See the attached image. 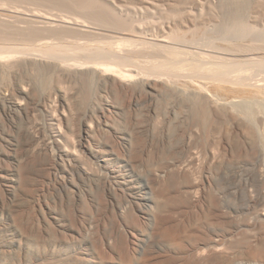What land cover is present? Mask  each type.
<instances>
[{
    "label": "bare ground",
    "instance_id": "obj_1",
    "mask_svg": "<svg viewBox=\"0 0 264 264\" xmlns=\"http://www.w3.org/2000/svg\"><path fill=\"white\" fill-rule=\"evenodd\" d=\"M108 1L120 17L129 16L137 21L140 18H159L157 8L160 5L155 1L141 3L139 7L127 6L123 0ZM32 19L42 20L51 28L77 25L82 37L77 40L71 39L72 36L55 37L41 44L23 39L11 40L6 52L0 53V75H17L25 67L37 66L60 81H87L114 96L130 94L146 99L169 96L179 104L200 108L199 117L208 126L204 129L206 136L216 134L215 123L219 117L224 116L231 122L230 129L211 142L212 151L205 159L213 164L214 161L221 162V159L234 161L231 164L235 165L232 171L233 192L230 189V193H234L238 202L233 201V208L227 211L221 203L223 190L213 197L210 184L205 187L204 181L201 182L209 165L205 166L202 163L204 157L198 154L195 155L200 157L199 161L202 158L200 165L205 168L200 167L205 173L201 174L200 182H194L198 176H191L194 175L190 172L192 163L197 160L191 150L192 138L196 135L192 137L191 133L188 139L185 138L186 144L183 142L187 150L185 162L154 168L145 175L140 172L141 165L137 161L141 156L137 157L138 151L143 153L145 149L139 141L140 131L130 136L123 134L124 143L116 144L117 139L114 147L105 143L95 146L93 137L98 127L105 124L99 117L97 122L84 124L83 138L87 141L82 138L75 144L72 142L73 148H70L63 139L62 115L68 114L67 103L58 93L44 100L43 109L53 128L51 151L54 152L55 164L61 170L63 186L67 185V175H70L71 198L74 197L75 204L79 194L83 193L79 179L88 181L90 192L96 188L101 191L100 202L104 208L102 205L99 207L105 210L103 216L100 212L102 218L96 219L97 214L92 216L94 212L89 207L91 217L79 223V230L75 231V242L84 243L88 249L85 264L96 263L97 257L101 264L119 261L132 264L137 258L155 264H264V109H253L258 104L264 106V76L257 80L264 74V43L252 44L245 35L240 38L243 43L197 37L200 32L203 35L215 32V27L203 31L205 27L201 26L204 23L198 17L169 23L168 29H155L149 38H136L129 33L114 31L126 30L111 22L94 29L79 20L58 21L41 15ZM18 90L26 98L1 95L2 109L8 115L16 111L27 116L31 109L27 100L28 89L20 85ZM27 132H23L24 142L20 144L30 150L35 140L27 138ZM106 133L117 138L114 130L107 129ZM234 138L243 140L240 158L236 161ZM101 154L105 155L99 156ZM81 159L86 161L84 165ZM55 180L57 182L58 177ZM93 195L88 194L89 201L95 198ZM197 208L199 210L196 211ZM0 250L3 255L8 254L6 247ZM138 262L141 263L140 260Z\"/></svg>",
    "mask_w": 264,
    "mask_h": 264
},
{
    "label": "rangeland",
    "instance_id": "obj_2",
    "mask_svg": "<svg viewBox=\"0 0 264 264\" xmlns=\"http://www.w3.org/2000/svg\"><path fill=\"white\" fill-rule=\"evenodd\" d=\"M123 1L127 6L137 7L141 3L155 1L156 4L160 5L157 8L159 18L155 20L138 18L137 21L129 16L120 17L114 12L108 0H0V53L6 52L8 42L20 41L21 39L41 44L46 39L51 40L55 37L70 38L72 36L71 39L75 40L82 37L77 25L51 28L42 23V20L32 19L35 15L48 16L58 21L64 19L65 21L79 20L84 22L88 28L94 29L102 28L105 23L111 22L126 30L114 31L124 34L129 33L136 38L152 37L155 29L160 30L163 27L168 29L169 23L185 22L198 17L204 23L201 26L205 27L202 28L203 31L215 27V32L208 35H203L200 32L201 35L199 33L197 37H209L218 41H220L219 39H225L223 41L243 43L244 41H240V38L245 35L252 44L260 45L264 43V0ZM153 22L157 23L156 26ZM252 26H255L256 30H253ZM19 73L17 75H8L7 73L0 75V97L1 95L12 94L14 99L26 98V95L18 90L21 85L28 89L29 96L27 100L31 104L29 116L16 111H12L8 115L2 109L4 106L3 101H0V213H2L0 215V249H4V247L8 249L6 255L0 252V264H85L88 249L84 243L77 244L75 242L77 238L75 231L79 230V223L81 224L91 217V211L94 212L92 216L97 214L96 219L102 218L105 212L101 209V206L99 207V205H102V208H104L102 201L100 202L102 199L101 191L96 188L93 192H90L87 180L82 178L78 180L83 193L79 194L80 201L78 200L77 204L73 201L74 197L71 198L73 194H71L70 175H67L69 179L67 185L63 186L61 170L55 164L57 162L54 152L51 151L52 145L50 142L53 128L42 105L50 95L54 97L57 93L62 96V101L64 100L63 102L67 103L68 114L66 116L62 115L65 134L63 139L65 142L67 141L66 144L70 148H73V143L75 144L85 137L83 130L86 127L84 124L97 122L101 117L105 124L98 127L96 135L93 137L95 146H98L99 143H105L114 147L121 141L124 143L123 134H134L135 131L137 134L140 133L139 141L144 144L146 150L144 149L143 153H141V150L138 151L139 155L137 157L141 156L136 158L138 165H141H139L140 172H144L146 175V172L148 171L147 174H149L151 169L164 168L173 162H185L187 160V150L184 145L192 133V137L196 135L194 138L191 137L193 147H190H192L193 154L204 157L202 163L205 166L209 165L208 168L200 165L202 158L199 161L200 157L195 155L197 160L192 164L199 163V166L198 164L193 165L194 169L189 170L194 175L196 174L195 177L191 173L189 174L193 178L197 176L199 178L197 177V180L193 181L197 182L203 177L201 182L204 181L205 187L208 186V183L210 184V193L213 194V197H217L219 191L223 190L221 192V203L226 210L230 211L229 208L233 206L232 204L238 202L234 198V193L232 195L230 193L233 185L232 171L235 166L231 164L234 161L228 162L221 159V162L214 161V166L213 162L209 163L205 160L212 151L211 142L224 135L231 127V122L224 116L219 117V120L215 123L216 134L213 133V137L206 136L204 129H207L208 126L199 117L200 108L191 104H179L172 97L156 96L146 99L142 96L133 97L130 94L122 97L114 96L101 91L87 81H60L37 66L25 67ZM263 76L264 74L257 77V80L262 79ZM253 109L261 111L264 106L258 104ZM107 129L116 131L117 138L108 135L106 133ZM24 131H28L27 138L34 139V145H38L40 148L32 144L36 149L35 151L34 149L31 150L33 147L30 150L25 147V150L21 145L24 142ZM36 140L38 143H36ZM115 140L118 142H115ZM83 141H87V139L83 138ZM233 142L236 146L234 154L236 161L240 158L239 152L243 140L242 138H234ZM37 150L41 152L38 153ZM34 152L36 153L34 154ZM27 153L28 156H26ZM103 155L105 154L99 156ZM83 159H81V162L85 164L86 161L83 162ZM200 166L205 168L206 173L204 170L202 171L204 168ZM18 167L23 169L19 170ZM229 168L230 170L233 169L230 171ZM203 172L205 177L201 175ZM63 174L65 175V173ZM55 177H58L60 181L56 182ZM189 181L192 183L191 178ZM89 193L94 194L93 197L96 199L94 198L92 201L96 203L88 200ZM240 199L242 200V198H239V201H241ZM89 207H91V211H89ZM86 210L89 212L87 213ZM96 210L99 213H96ZM197 210L199 209L197 208ZM97 258L95 259L97 262L94 264H101L99 257ZM137 260L141 261L138 264L156 263L147 260L146 262L141 258H137L136 263L135 261L133 263L137 264ZM125 263L126 261H119L115 264Z\"/></svg>",
    "mask_w": 264,
    "mask_h": 264
}]
</instances>
